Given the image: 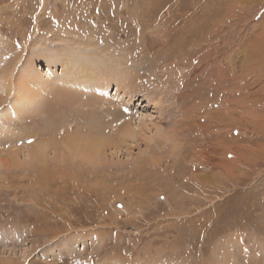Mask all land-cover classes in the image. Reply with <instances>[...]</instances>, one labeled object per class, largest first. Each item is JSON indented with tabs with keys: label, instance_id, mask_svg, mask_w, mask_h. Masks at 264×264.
<instances>
[{
	"label": "rangeland",
	"instance_id": "1",
	"mask_svg": "<svg viewBox=\"0 0 264 264\" xmlns=\"http://www.w3.org/2000/svg\"><path fill=\"white\" fill-rule=\"evenodd\" d=\"M0 77V264H264V0H0Z\"/></svg>",
	"mask_w": 264,
	"mask_h": 264
},
{
	"label": "bare ground",
	"instance_id": "2",
	"mask_svg": "<svg viewBox=\"0 0 264 264\" xmlns=\"http://www.w3.org/2000/svg\"><path fill=\"white\" fill-rule=\"evenodd\" d=\"M155 4V3H154ZM146 7V6H145ZM152 7V6H151ZM151 7L149 8V9H151ZM143 9V8H142ZM142 9H140V10H142ZM145 10V9H144ZM143 11V10H142ZM141 11V12H142ZM147 11V10H146ZM151 11V10H150ZM144 12V11H143ZM146 13V12H145ZM144 14V13H143ZM147 14V13H146ZM145 24V23H144ZM231 32V31H230ZM86 63V62H85ZM80 64V63H79ZM78 66V65H77ZM87 66H88V64H87ZM82 67V66H81ZM77 68V67H76ZM85 68V67H84ZM79 69V68H78ZM82 69H83V67H82ZM78 71V70H77ZM86 72V71H85ZM82 73V72H81ZM4 75V74H3ZM89 75V74H88ZM2 76V75H1ZM5 77V76H4ZM89 77V76H88ZM0 78H2V77H0ZM8 79V78H7ZM6 80V79H5ZM2 85V84H1ZM92 100V99H91ZM130 132H132V129L130 128V127H126V129H125V133L126 134H128L129 133V135H130ZM96 141H98V140H96ZM70 143H72L73 141H69ZM101 142L102 141H99V142H97L96 143V146H97V148L99 147V146H102L103 144H101ZM48 142H42V141H40V142H38V143H34V144H32L31 145V147H30V149H29V151H30V153L31 154H33V156H35L37 159H39V160H41L42 158H43V156H44V154H45V151H46V149H47V147H48V144H47ZM27 147V146H26Z\"/></svg>",
	"mask_w": 264,
	"mask_h": 264
}]
</instances>
